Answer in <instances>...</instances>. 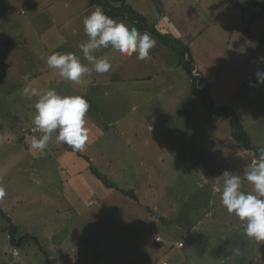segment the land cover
Here are the masks:
<instances>
[{
  "label": "crops",
  "instance_id": "obj_1",
  "mask_svg": "<svg viewBox=\"0 0 264 264\" xmlns=\"http://www.w3.org/2000/svg\"><path fill=\"white\" fill-rule=\"evenodd\" d=\"M125 1L148 25L183 42L191 56L192 72L203 80L213 105L225 108L226 114L207 111L195 92L202 87L198 83L193 86L176 58L160 65L163 49L160 55L150 50L151 59L146 61L135 54L122 56L111 47L98 49L95 55L112 64L107 73L92 72L80 84L63 80L48 68L47 57L71 52L87 64L79 48L88 39L83 20L97 7H86L85 0H0V17L13 10L25 16L18 34L25 48L30 37L38 39L35 42L41 47L37 57L30 48L23 63L14 66L15 59L8 54L15 41L0 26L4 37L0 66L16 73L12 82L8 80L11 73L6 75L11 91L5 95L24 97L22 89L31 83L41 92L55 89L61 95H82L90 104L85 119L91 131L85 149L76 152L60 143L57 159L64 212L57 209L54 216H73L74 211L87 215L93 205H101L102 211L113 209L114 217L127 216L132 223L143 220L146 224L156 212L162 225L173 217L180 234L175 243L178 249L185 247L184 239L189 240L191 251L197 250V240H213L215 249L202 248L213 264H229L228 257L236 255L233 248L251 254L248 264H264V241L244 234L245 224L227 212L215 182L225 170L236 172L243 180L251 155L264 147V85L249 86L250 82L256 84V72L264 70L263 0H238L246 6L244 10L231 5V0ZM152 14L157 15L154 18ZM112 18L132 25L119 16ZM8 23V28L15 25ZM25 98L16 105L25 103ZM28 101L35 114L36 100ZM236 121L248 136L250 149L233 137ZM92 169L107 175L106 180L117 189L132 191L134 199L107 188ZM243 190L249 192L252 186L244 181ZM56 232L47 231L52 245L48 254L40 239L24 235L36 239L31 241L43 253V264L47 259L54 264H77L75 252L83 246L82 240L70 243L74 235L69 234L67 241L53 244ZM144 241L141 246L147 251V239ZM180 242L182 247L177 246ZM153 243L162 245L163 239L156 236Z\"/></svg>",
  "mask_w": 264,
  "mask_h": 264
},
{
  "label": "rangeland",
  "instance_id": "obj_2",
  "mask_svg": "<svg viewBox=\"0 0 264 264\" xmlns=\"http://www.w3.org/2000/svg\"><path fill=\"white\" fill-rule=\"evenodd\" d=\"M144 1H146L144 3H148V0ZM19 14L20 12L17 14L16 10H13L0 17L2 30L9 32L15 41L8 54L15 59L14 66L19 61L23 63L22 58L27 56L26 53L30 48H32L35 57L41 51V47L37 41L35 42L38 39L34 37H30L27 49L24 43L19 41L22 37L18 34L23 30V19H25L24 15ZM156 15L152 14L154 18ZM7 20L13 21L15 25L8 28ZM152 36L157 43L151 50L157 51V54L160 55L159 51L163 49V56L160 59L162 67L171 62L173 57L178 61L177 54L172 48L165 46L157 37ZM166 36L169 37L171 44L176 46L170 39L173 37ZM3 38L0 35V45H4ZM0 51L2 52L1 47ZM10 73L9 79L6 78V75ZM13 75L16 73L3 70L0 66V181L3 182L7 192V195L0 200V264H43L45 261L43 253L33 241L26 243L21 250L17 249L18 257L12 256L13 248L5 232L7 220L1 213H4L18 227V237L30 234L40 239L46 254L52 249L51 241L47 240V231L50 228L57 231L52 241L53 244L67 241L66 238L69 234L74 235L70 243L82 240L83 246L78 247L75 252L76 259L74 261L77 264H123L125 262V264H213L215 262L206 253H203L202 249H215L213 240H197V250L191 251L188 246L189 240L184 239L185 247L178 249L175 247V243L179 240L180 234L174 227L173 217H171L172 222L169 220L171 224L162 225L158 222L159 217L156 212L153 218L149 216L146 224L143 220L139 224L132 223L127 216L114 217L112 216L113 209L106 207L102 211L104 206L101 205L100 207L93 205L87 215L84 212L83 215H78L74 211L73 216H67V214L54 216L57 209L64 212V206L61 203L62 174L57 159L62 144L56 143L55 137H53L44 153L35 151L36 154H32L34 150L30 149V138L33 135L39 137L41 133L39 131L30 132V129L35 126L31 119V116L34 115L32 106H30L32 104L28 99L5 95L6 92L11 91L8 87V80L12 82ZM5 79L8 80L5 82ZM24 98L27 99L25 103L20 105L18 102L16 105L15 102ZM33 100H37V98L34 97ZM16 118H18V122H15ZM24 130L26 131L24 132ZM104 176L106 179L107 175ZM125 179L127 182L132 180L131 178ZM49 203L50 205H48ZM86 206H83L84 211ZM120 211L123 215L122 210ZM150 211L152 212L153 209ZM210 221V219L207 220V222ZM62 224H65L66 227H63ZM75 235L77 239H75ZM156 236L163 239L162 245L153 246ZM146 239L147 251L141 246V243L144 240L145 243ZM141 250L142 256L139 255ZM250 256L251 254L247 255L240 251L239 254L230 255L228 257L230 262L227 260V263L248 264L252 259ZM68 260L69 257L65 261ZM223 263L224 261L220 264Z\"/></svg>",
  "mask_w": 264,
  "mask_h": 264
},
{
  "label": "clouds",
  "instance_id": "obj_3",
  "mask_svg": "<svg viewBox=\"0 0 264 264\" xmlns=\"http://www.w3.org/2000/svg\"><path fill=\"white\" fill-rule=\"evenodd\" d=\"M83 25L88 39L79 48L87 64L71 52H54L46 60L49 69L55 70L63 80L76 84L82 83L83 78L92 72L104 74L112 68L107 58L95 55L98 49L111 47L122 56L135 54L137 59L146 61L151 59L150 50L157 43L148 31L141 33L135 25L106 15L100 7L84 18ZM256 85H264V70L256 72L255 85L249 84L250 87ZM22 94L28 99L37 98L32 122L34 130L38 129L41 135L31 136V150L44 153L53 137L56 143H64L73 151L85 149L91 130L85 119L90 104L84 96L61 95L55 89L41 92L31 83L22 89ZM257 152L251 155L250 163H246L243 180L236 172L225 170L215 182L227 212L245 224L243 231L248 238L260 242L264 241V147ZM244 181L252 186L251 191L243 190ZM6 195V188L0 181V200ZM232 251L239 254V248Z\"/></svg>",
  "mask_w": 264,
  "mask_h": 264
},
{
  "label": "trees",
  "instance_id": "obj_4",
  "mask_svg": "<svg viewBox=\"0 0 264 264\" xmlns=\"http://www.w3.org/2000/svg\"><path fill=\"white\" fill-rule=\"evenodd\" d=\"M85 1L87 3L86 7H100L104 10V13L110 17L119 16L122 19H126L132 25H135L141 31V33H143L144 31H148L151 35L157 37V39L160 40V42H162L165 46L172 48L177 54L179 66L190 77L193 86H195L194 85L195 83H198L200 85L199 87H202L201 89L196 88L195 92L201 98L207 111H209L210 113H220L223 115L226 114L225 108H217L213 105L211 99L208 96L207 89L203 88L204 86L203 80L195 78L192 75L193 65L189 50L184 44H182V42L179 39L170 38L173 41V43L176 45L173 46L171 44V41L169 40V37L158 32L153 25H148L145 18L140 14H138L137 12H135L132 6L127 4L125 0H85ZM230 4L240 8L241 10H244L246 8V6L242 3H239L238 0H231ZM245 34L248 35L247 32H245ZM256 42H260V41H256ZM232 130H233V137L235 138V140L238 143L242 144L245 148L250 149L249 138L246 135V133L242 130L241 126L237 121L233 123ZM92 173L107 188H114L115 190L119 191L122 195L134 199V194L132 191L117 189L113 184L109 183L95 169H92ZM1 215L7 220V227L5 228V232L7 233V237L12 248L14 249L22 248L26 243L30 242L31 240L37 242L36 239H34L32 236L29 235H22L18 237L17 226L14 223H12L4 213H1ZM45 264H54V263L53 261L47 259Z\"/></svg>",
  "mask_w": 264,
  "mask_h": 264
},
{
  "label": "built area",
  "instance_id": "obj_5",
  "mask_svg": "<svg viewBox=\"0 0 264 264\" xmlns=\"http://www.w3.org/2000/svg\"><path fill=\"white\" fill-rule=\"evenodd\" d=\"M263 5H264V0H263ZM192 74L195 76V78H198V74H197V72H193ZM37 131H39V130H38V129L34 130V128H31V129H30V132H31V133H35V132H37ZM255 154H258V152H256ZM156 242H161L160 238H156ZM177 246H178V247H182L183 245H182V243L180 242V243L177 244ZM12 254H13L14 257H17V255H18V253H17V249H13ZM163 264H164V263H163Z\"/></svg>",
  "mask_w": 264,
  "mask_h": 264
}]
</instances>
